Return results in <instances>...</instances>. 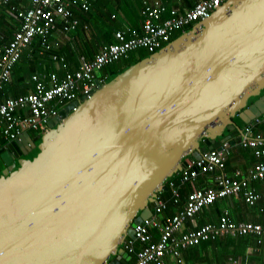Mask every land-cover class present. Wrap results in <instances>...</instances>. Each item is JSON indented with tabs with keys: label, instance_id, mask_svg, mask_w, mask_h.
<instances>
[{
	"label": "water",
	"instance_id": "water-1",
	"mask_svg": "<svg viewBox=\"0 0 264 264\" xmlns=\"http://www.w3.org/2000/svg\"><path fill=\"white\" fill-rule=\"evenodd\" d=\"M95 82L0 152V264H125L121 244L186 158L238 147L264 112V0H227Z\"/></svg>",
	"mask_w": 264,
	"mask_h": 264
},
{
	"label": "built area",
	"instance_id": "built-area-1",
	"mask_svg": "<svg viewBox=\"0 0 264 264\" xmlns=\"http://www.w3.org/2000/svg\"><path fill=\"white\" fill-rule=\"evenodd\" d=\"M11 1L0 0V3ZM226 1L199 0L191 9L180 13L176 9L166 10L159 1L143 0L144 20L140 35L135 31L129 36L116 31L114 43L101 45L92 59L79 55L74 69L69 68L62 56L51 54V60L62 69L61 76L55 71L32 74V91L0 99V151L25 131L45 133L49 129L48 121L61 108L81 96L88 97L96 89L97 79L106 82V76L99 75L105 66L127 57L131 50L143 48L150 53L156 52L170 43L176 32L183 33L188 27L208 18ZM73 4L87 12L91 0H28L25 8L11 6L16 12L18 27L10 40L0 44V91L10 81L14 66L35 38L45 50H51L58 45L55 35L59 37V34H66L77 27ZM164 13L169 16L164 18ZM4 38L0 32V41ZM263 126L264 112L245 126L239 142V147L252 149L257 158L264 157V129H259ZM220 146L201 153L198 159L191 155L186 158L181 170L165 182L169 190L168 200L162 196L164 190L156 192L150 207L151 216L134 225V238L127 237L122 243L125 264H168L166 260L169 258L175 260L172 264H184L181 258L183 250L202 242L215 241L217 237L252 236L257 245L264 242V224L235 221L227 209L216 221L201 226L195 224V215L218 199L241 194L250 206L260 199V194L249 187L248 181L264 179V162L256 163L245 175L236 169L232 176H228L225 162L236 144L228 140ZM206 174H211L213 186L196 188L182 196V186ZM170 208L175 210L174 213L166 215Z\"/></svg>",
	"mask_w": 264,
	"mask_h": 264
},
{
	"label": "crops",
	"instance_id": "crops-1",
	"mask_svg": "<svg viewBox=\"0 0 264 264\" xmlns=\"http://www.w3.org/2000/svg\"><path fill=\"white\" fill-rule=\"evenodd\" d=\"M147 1L149 2L159 1L166 10L176 9L178 12L183 13L191 9L195 5V3L199 0H147ZM141 3L143 4V0L141 1ZM27 4H28V0H22L19 2L18 5L14 4V6L19 8H23V7L25 8ZM11 6L9 7L8 14L9 11L13 13L15 12L14 10L11 9ZM167 16L168 13L163 14L164 18ZM12 17L15 22L12 23L13 28L11 29V35L6 36L0 30V32L5 36V38L0 41V44H4L6 41L10 40L12 38V34L14 30L18 27V21L16 20L15 15ZM136 18L138 19V24L132 26L129 22L126 23L127 20L125 19L126 21L123 24L125 28L119 29L117 31H123L127 36L131 35L133 31H135L137 34L140 35L142 33V23L144 20L142 13L138 11ZM129 26H132L134 28H132V30H129L130 28ZM36 40L39 41V39L35 38L34 41ZM62 41H58L57 43L58 45L55 47L59 48L60 45L63 46L62 43L64 44V42ZM98 49L99 48H97V50L93 53L91 57L89 52L88 55H86L85 53L77 51L76 58L79 55H84L88 59H92L94 54L98 51ZM40 50L41 49L38 50L39 54L33 57L32 55H34L37 49L33 50L32 47L31 48L29 47V49H27V52L25 51L23 52L24 53L23 55H25V57H23L22 59L20 58V60L14 66L11 73L10 81L7 83V86H5L6 90L4 89L2 93L0 92L1 93L0 99H3L5 97H16L19 95L27 94L30 91H32L33 89V82L31 81L32 74H41L43 72L46 73L55 70L59 75H61L62 70L60 69L58 64L48 59L47 57H43L40 54ZM72 61L67 62V65L69 66L70 69H74L77 67V59H75L73 63ZM259 129L263 130L264 126L260 127ZM37 134L38 133L36 132L35 134L31 133L32 136H36ZM1 142H2V137L0 133V143ZM260 161L264 162V157L262 158L255 157V154L252 150L233 146L230 151V156L225 162L226 171H227L226 174L228 176H232L234 170L237 169L241 171L242 175H245L250 169H252L255 166L256 163ZM248 182H249V187L255 189L260 194V199L256 203L257 205L255 204L253 206H250L246 204L240 195L231 196L229 198H221L218 199L212 205L206 206L202 210H200L194 217L195 224L197 226H201L208 222L216 221L224 209L228 210L230 217L235 221H248L253 223L264 224V179L249 180ZM213 185H214V181L212 179L211 174L200 175L194 182H190L184 187V189L182 190V196L184 197L186 195V192L191 189L213 186ZM174 211L175 210L171 209V213H174ZM188 225L190 224L188 223ZM247 237L248 238L239 239L238 240L239 243H235V244L232 243L231 245H224L223 243H221L220 245H216L212 247L211 250L212 257L210 255H206L205 253L204 258H202L203 257L202 254L204 253L205 250H201L198 255L201 256L202 259L201 258L194 259V257L189 252V250H184L181 255V258L184 264H264V242L261 245H257L256 242H254L255 239L249 238L252 236H247ZM232 251H233V257L232 256L225 257V254H227V252H232ZM219 260H221V262ZM168 261L169 264H172L175 260L169 258Z\"/></svg>",
	"mask_w": 264,
	"mask_h": 264
},
{
	"label": "trees",
	"instance_id": "trees-1",
	"mask_svg": "<svg viewBox=\"0 0 264 264\" xmlns=\"http://www.w3.org/2000/svg\"><path fill=\"white\" fill-rule=\"evenodd\" d=\"M18 1L20 2L22 0H14V1H11L10 4L9 3H7V4H3V3L1 4L0 3V30L6 36L11 35V29L13 28L12 23L15 22L12 16L16 15V12L13 13L10 11H9L10 15L8 14L9 7L11 5H14V4L18 5L19 4ZM141 1L142 0H91V5H90V8L87 12L82 11L78 5L73 4L72 5L73 18L76 19L78 22L77 27L73 30H70L66 34H59V37H58V35L57 36L55 35V37L59 41L63 40L62 41V42H64V44L62 43L63 46L60 45L59 48H53L51 50H45L43 48V46H41L39 41H37V40L34 41L35 40L34 39L33 42L25 49V52H27V49H29V47L30 48L32 47L33 50L37 49V51H35L34 55H32V57H33V56H36L37 54H39L38 50L41 49L40 54L43 57H47L48 59L51 60L50 55L55 53L58 56H62L66 63L69 61H72V60L75 61V59H77L76 58V52L77 51L85 53L86 55H88V52H89L90 57H91L93 55V53L97 50V48H99L101 45L111 44V43H114L116 41V39L114 37V33L119 29L125 28V26L123 24L125 23L126 20H127L126 23L129 22L132 26H135L136 24H138V19L136 18L135 12L137 14H138V11L142 13L143 4L141 3ZM129 6H131L132 8ZM140 9H141V11H140ZM132 10L134 11L133 15L130 13ZM168 16H169V14H168ZM132 26H129L130 27L129 30H132V28H134ZM190 28H191V26L188 27L187 30H189ZM180 34H181L180 31L176 32L174 34V37L172 38V40L174 38H176L177 36H179ZM136 53H137V57L135 56ZM23 54H22L21 59L23 57H25V55H23ZM150 54H151L150 52H148L146 49H143V48L131 50L128 53L127 57L121 58V59L105 66L99 72L100 76H106V82H108L109 80H111L112 78L117 76L119 73H121L123 70H125L129 66L137 63L139 60H141L142 58H145L146 56H148ZM73 61H72V63H73ZM60 69H61V67H60ZM53 71H55V70H53ZM55 72L57 73V71H55ZM105 74H107V75H105ZM59 76H61V75H59ZM5 86H7V84L3 86V88L0 91L1 93L3 92L4 89L6 90ZM1 93H0V97H1ZM189 183L190 182H188L187 184H189ZM187 184L182 186L181 190H183ZM194 189H196V188H194ZM194 189L187 191L186 194L193 191ZM162 196H163V198L168 200L169 190L163 191ZM240 196L244 201L243 196L241 194H240ZM166 213H165L166 215L170 214L171 208L166 210ZM243 238H248V237L247 236L239 237V238H232V237H228V236L220 237L216 241L202 242L196 246L189 247L185 250H189V252L192 254L194 259H200L201 258V256L198 255L201 250H205L204 253L202 254L203 255L202 258H204L205 253H206V255H210L212 257V251H211L212 247H214L216 245H220L221 243H223L224 245H231L232 243H234V244L239 243L238 240L243 239ZM249 238L254 239L253 237H249ZM254 242H255V240H254ZM121 247H122V245H121ZM183 251H182V253H183ZM193 253H195V254H193ZM228 256L233 257V251L227 252V254H225V257H228ZM219 261L221 262V260H219Z\"/></svg>",
	"mask_w": 264,
	"mask_h": 264
},
{
	"label": "rangeland",
	"instance_id": "rangeland-1",
	"mask_svg": "<svg viewBox=\"0 0 264 264\" xmlns=\"http://www.w3.org/2000/svg\"><path fill=\"white\" fill-rule=\"evenodd\" d=\"M129 3H130V2H129ZM130 13L133 15L134 11L132 10ZM135 15L137 16V13H136V12H135ZM120 19H121V18H120ZM135 56L137 57V53L135 54ZM105 72H106V71H105ZM99 75H100V73H99ZM105 75H107V74H105ZM254 100H255V98H254ZM29 132L35 134V132L32 131V130H29ZM227 133H228V132H226V134H227ZM40 142H41V139L37 140V142H36V147H35L34 149H32L31 151H29V152L24 156L26 159H31V158H33V157L38 153V145L40 144ZM223 202H224V201H223Z\"/></svg>",
	"mask_w": 264,
	"mask_h": 264
},
{
	"label": "bare ground",
	"instance_id": "bare-ground-1",
	"mask_svg": "<svg viewBox=\"0 0 264 264\" xmlns=\"http://www.w3.org/2000/svg\"><path fill=\"white\" fill-rule=\"evenodd\" d=\"M248 124V123H247ZM246 124V125H247ZM245 125V126H246ZM245 126L242 128V131H241V138H240V141H241V139H242V134H243V131H244V128H245ZM239 141V142H240ZM241 148H243L242 146H240ZM212 149H219V148H211V149H209V150H212ZM244 149H249V148H244ZM250 150H252V149H250ZM253 151V150H252ZM206 151H204V152H200V153H205ZM196 159H198V158H196ZM219 237H217L216 239H215V241L218 239ZM166 262L169 264V261L168 260H166Z\"/></svg>",
	"mask_w": 264,
	"mask_h": 264
},
{
	"label": "clouds",
	"instance_id": "clouds-1",
	"mask_svg": "<svg viewBox=\"0 0 264 264\" xmlns=\"http://www.w3.org/2000/svg\"><path fill=\"white\" fill-rule=\"evenodd\" d=\"M188 31V30H187ZM239 147V146H238ZM122 245V244H121ZM124 258V257H123Z\"/></svg>",
	"mask_w": 264,
	"mask_h": 264
},
{
	"label": "flooded vegetation",
	"instance_id": "flooded-vegetation-1",
	"mask_svg": "<svg viewBox=\"0 0 264 264\" xmlns=\"http://www.w3.org/2000/svg\"><path fill=\"white\" fill-rule=\"evenodd\" d=\"M150 207H151V204H150Z\"/></svg>",
	"mask_w": 264,
	"mask_h": 264
}]
</instances>
